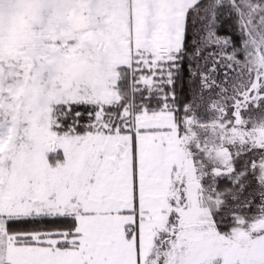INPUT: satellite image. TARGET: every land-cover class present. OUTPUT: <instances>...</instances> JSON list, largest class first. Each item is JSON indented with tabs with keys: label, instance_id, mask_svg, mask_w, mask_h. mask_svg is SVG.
Listing matches in <instances>:
<instances>
[{
	"label": "snow or ice",
	"instance_id": "obj_1",
	"mask_svg": "<svg viewBox=\"0 0 264 264\" xmlns=\"http://www.w3.org/2000/svg\"><path fill=\"white\" fill-rule=\"evenodd\" d=\"M0 264H264V0H0Z\"/></svg>",
	"mask_w": 264,
	"mask_h": 264
},
{
	"label": "trees",
	"instance_id": "obj_2",
	"mask_svg": "<svg viewBox=\"0 0 264 264\" xmlns=\"http://www.w3.org/2000/svg\"><path fill=\"white\" fill-rule=\"evenodd\" d=\"M184 82H185V84H186V82H187V75L185 74L184 75ZM186 90V89H185ZM177 92H178V94L179 93H181V87H180V83L178 82V84H177ZM17 227H19V228H21V229H29V228H31L32 226L31 225H19V226H17Z\"/></svg>",
	"mask_w": 264,
	"mask_h": 264
},
{
	"label": "rangeland",
	"instance_id": "obj_3",
	"mask_svg": "<svg viewBox=\"0 0 264 264\" xmlns=\"http://www.w3.org/2000/svg\"><path fill=\"white\" fill-rule=\"evenodd\" d=\"M228 27H229L228 24L222 25L221 34H227Z\"/></svg>",
	"mask_w": 264,
	"mask_h": 264
}]
</instances>
